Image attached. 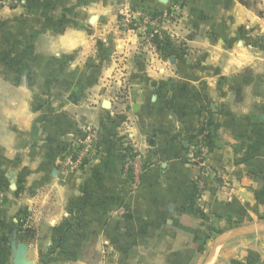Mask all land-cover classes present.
<instances>
[{
    "label": "crops",
    "instance_id": "0c3cea01",
    "mask_svg": "<svg viewBox=\"0 0 264 264\" xmlns=\"http://www.w3.org/2000/svg\"><path fill=\"white\" fill-rule=\"evenodd\" d=\"M11 1L0 6V264H12L27 210L29 264H87L92 239L120 256L103 264H264V222L249 224L264 219V23L254 11L241 0ZM180 1L167 27L185 52L158 56L140 28L116 26L127 9ZM87 126L97 151L65 170L62 148ZM200 133L210 140L202 165L186 154ZM131 152L145 163L135 177L124 169ZM77 216L62 260L54 233Z\"/></svg>",
    "mask_w": 264,
    "mask_h": 264
},
{
    "label": "rangeland",
    "instance_id": "374dc122",
    "mask_svg": "<svg viewBox=\"0 0 264 264\" xmlns=\"http://www.w3.org/2000/svg\"><path fill=\"white\" fill-rule=\"evenodd\" d=\"M241 1L246 5L247 8L252 9V11H254L256 16L259 17L264 23V0H241ZM12 2L13 1L8 0L5 2L4 6L8 4L10 5L12 4ZM183 3H184L183 1H180L178 2V4L176 3L173 4L171 8L174 9V11L166 10L165 12L168 13L167 15H163L164 14L163 11L144 13L142 11H139L138 9L137 10L127 9L126 11H124L125 13L122 12L121 14H118L116 26L118 27V29L121 28L120 30L122 31H132V30H135L136 28H140L143 34V41L146 40L152 46L153 50L156 52V54H158V56L160 55L172 56V55H176L178 52H185L184 51L185 49L184 40L176 37L174 34L172 35L171 30H169V28L167 27V25L173 24L174 22L177 21V19H179L180 14H181L180 10L182 8ZM139 12H142L143 14ZM124 20H127V22H125ZM132 27H135V28H132ZM162 43L163 45L166 43V46L162 47V49H159V47L162 46ZM116 67L120 68L121 66L120 67L116 66ZM125 84L126 83H124V86ZM125 118H126L125 115H120V117L118 116L116 119L122 121L123 119L125 120ZM90 128H91V132L93 133V128L91 126ZM78 138L80 137H75L73 139L72 144L67 145L66 147L62 148V153H61L62 155H61L60 163H62V166L65 170H68V171L74 170V169H69V166L67 167L65 158L66 157L68 158V156L71 155V152H70L71 150H75L78 148V143L76 142ZM190 146H191L190 144L186 146L188 149L186 154H188L189 151L194 152L195 150L194 147L192 149ZM92 148L93 150L90 149L89 154L84 156L81 159L80 164L76 166L75 169L81 168V165H83L82 163L84 162L85 159L88 158V161H87L88 163L91 160V158L94 156L95 152L97 151L95 139H93ZM128 155H132L136 157L135 159H132L131 163L134 166L133 168H136V173H138L139 169L143 167L145 163L142 162L141 159H139L138 154H136L135 152H131ZM87 163H85V165ZM28 212L30 213L31 220L29 223V227L25 229L30 230L29 236L31 238L33 236L34 229H35L33 212L31 210H27L23 213L18 214V217H22L21 219H23L25 217V214ZM17 220L18 218H16V223H17ZM257 222H264V219L258 220V221H255L254 223H249V224L253 225ZM78 225L79 223L72 222L71 227H75ZM69 229L71 228H68L66 231L64 229H59L58 231H56V233H54V237L52 240V244L54 246L52 247L54 249L58 248L56 256L58 258H62V260H64L66 257V253H65L66 247H63V246H66L67 243L69 242L68 241V239L70 238L68 237V233L70 232V231L68 232ZM16 234H17V229H16ZM66 236L68 238H66ZM17 237H19L18 234H17ZM20 241L27 243V241H24V240H20ZM96 241H97L96 239H92L91 241H89L88 244L84 245L83 247L84 251L82 253V258L85 263L87 264H103L106 262L109 263V261H111L112 258L114 257L115 258L113 259V263L115 262L118 263L117 259L121 261L120 256L115 255L113 250L101 249L102 246H100V244L99 245L96 244ZM102 250L104 252H102Z\"/></svg>",
    "mask_w": 264,
    "mask_h": 264
},
{
    "label": "built area",
    "instance_id": "2783aa9c",
    "mask_svg": "<svg viewBox=\"0 0 264 264\" xmlns=\"http://www.w3.org/2000/svg\"><path fill=\"white\" fill-rule=\"evenodd\" d=\"M8 0H0V6H3L5 4V2ZM125 13V12H124ZM141 14H143L142 12H139ZM138 13V14H139ZM147 13V12H144ZM163 15H167V12H163ZM125 22H127V20H124ZM94 139V135L91 132V128L90 126H87L85 128V133L82 137L78 138V140L76 141L78 143V148L75 150H71V155L68 156V158L66 160V164L67 167L69 166V169H75L76 166H78L80 164L81 159L88 155L90 152V149L93 150L92 148V142ZM75 142V143H76ZM193 149V148H192ZM207 151V147L204 144H197V148H195L194 152L190 151L187 154V159L191 160L192 162H196L200 165H202V159L204 157V155L206 154ZM136 157L129 155L127 160L124 163V169L129 172H133V175L135 176L136 174V168H133V164L132 159H135ZM31 220V216L30 213H26L25 217L22 219V224L20 225V229H21V233H23L25 231V228L29 227V223ZM23 230V232H22Z\"/></svg>",
    "mask_w": 264,
    "mask_h": 264
},
{
    "label": "water",
    "instance_id": "95a60500",
    "mask_svg": "<svg viewBox=\"0 0 264 264\" xmlns=\"http://www.w3.org/2000/svg\"><path fill=\"white\" fill-rule=\"evenodd\" d=\"M159 1L162 3H165L167 0H159ZM94 20H95V16L93 15L90 17L89 22L93 23ZM55 172H56V170L53 169V173H55ZM11 188H14L13 184L11 185ZM248 229H251V228H248ZM238 233H240V231L229 233L223 239H228V238L234 237ZM16 238H17V234H16V230H14L13 234H12V243H11L12 250L14 251V258L12 260V264H29V262L25 260L26 251L28 248L27 244L24 243L23 241H19L20 243L15 244ZM216 246H218V242H216L214 244L213 249L216 248Z\"/></svg>",
    "mask_w": 264,
    "mask_h": 264
},
{
    "label": "trees",
    "instance_id": "16d2710c",
    "mask_svg": "<svg viewBox=\"0 0 264 264\" xmlns=\"http://www.w3.org/2000/svg\"><path fill=\"white\" fill-rule=\"evenodd\" d=\"M132 28H135V27H132ZM165 46H166V43L164 45L162 43V46H160L159 49H162V47H165ZM160 56H163V55H160ZM200 135H201V137H200V139H198L199 142H197V143L198 144L201 143L204 145L209 144L210 140H209L208 134L207 133H205V134L200 133ZM87 161H88V158L84 160V162L82 163L83 165H81V167H83L85 165V163H87ZM17 218H18V220H17L16 226H15V229H17V234H18L20 240L28 241L30 239V236H29L30 230L25 229V231L23 232V230H22L23 233H21L20 225L22 224V219H21L22 217L17 216ZM72 222L73 223H80L78 216L73 218L70 222L66 221L64 224H62V229H64L66 231L68 228H71Z\"/></svg>",
    "mask_w": 264,
    "mask_h": 264
}]
</instances>
